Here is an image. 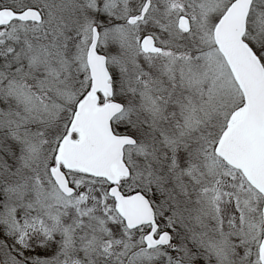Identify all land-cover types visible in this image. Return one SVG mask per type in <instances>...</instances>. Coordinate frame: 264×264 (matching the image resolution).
Here are the masks:
<instances>
[{
	"label": "snow or ice",
	"instance_id": "6c2138e0",
	"mask_svg": "<svg viewBox=\"0 0 264 264\" xmlns=\"http://www.w3.org/2000/svg\"><path fill=\"white\" fill-rule=\"evenodd\" d=\"M0 264H264V0H0Z\"/></svg>",
	"mask_w": 264,
	"mask_h": 264
}]
</instances>
